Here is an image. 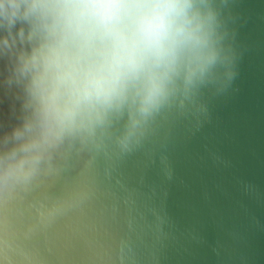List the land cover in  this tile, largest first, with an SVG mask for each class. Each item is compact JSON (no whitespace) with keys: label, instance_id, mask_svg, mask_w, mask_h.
<instances>
[{"label":"water","instance_id":"1","mask_svg":"<svg viewBox=\"0 0 264 264\" xmlns=\"http://www.w3.org/2000/svg\"><path fill=\"white\" fill-rule=\"evenodd\" d=\"M215 5L230 71L0 190V264H264V0ZM17 94L0 86V122Z\"/></svg>","mask_w":264,"mask_h":264},{"label":"clouds","instance_id":"2","mask_svg":"<svg viewBox=\"0 0 264 264\" xmlns=\"http://www.w3.org/2000/svg\"><path fill=\"white\" fill-rule=\"evenodd\" d=\"M0 190L30 182L65 144L122 122L121 143L230 71L215 0H0Z\"/></svg>","mask_w":264,"mask_h":264}]
</instances>
